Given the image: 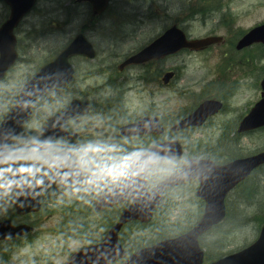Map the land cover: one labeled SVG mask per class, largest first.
Listing matches in <instances>:
<instances>
[{
    "label": "flooded vegetation",
    "instance_id": "obj_1",
    "mask_svg": "<svg viewBox=\"0 0 264 264\" xmlns=\"http://www.w3.org/2000/svg\"><path fill=\"white\" fill-rule=\"evenodd\" d=\"M40 1L37 0L18 30L33 14L36 13V16H40L42 12L39 9ZM211 1L213 0H207V3L202 2L204 6L199 7L201 4L198 0L199 9L219 6L218 0ZM113 2L114 0L108 9L98 16L93 14V7L90 3L75 0L72 4L71 2L60 4V7L69 8L72 5L70 9H80L86 6L92 14V23L106 14ZM0 5L5 7L8 19L11 8L2 2ZM123 10L124 7L121 11ZM121 17L116 20L118 31L122 36L152 34L146 43L139 46L135 52L117 55L104 51L102 52L103 57H101L100 52L97 51L95 58L80 55L72 59L75 73L69 87L76 90V94L71 101L80 100L89 105L88 114L77 116L68 122L69 129L74 135L70 138L51 140L48 142L46 150H38L35 144L42 136V131H40L37 139L28 148L24 143L23 147L25 148L19 154L15 152L14 155L11 152V147L14 143L21 142L22 134L11 142L5 160L0 163V202L5 203L7 207L4 212L0 213V223L10 221L17 227H30V231L22 235L0 240V264H13V262H5V260L8 257L11 258L10 253L14 247L25 242L32 243L38 239L42 240V225L52 219L56 222L49 229V233L57 236L60 239L58 242L60 244L78 234L88 237V228L84 226V219L91 217H100L102 220L114 219L115 221L119 219L123 211L133 203V200L120 202L103 209H98L99 201L130 173L129 158L132 155L140 154L157 144L177 140L182 145L183 153L180 157L164 160L150 169L147 176V188L150 192L165 178L181 171L186 161L192 158L211 161L215 167L220 169L264 152V145L260 146L257 144L258 140H254H264V109L261 111L263 116L252 118L254 108L262 101L264 95V41L259 40L245 47L238 46L246 35L254 29L264 26V18L247 29L235 28L232 20L230 23L226 20H216L214 28L210 31L201 36H194L186 26L187 24L178 21L168 25V20L145 18L142 15L134 20L124 19L123 14ZM116 20L114 21L116 22ZM126 23L134 27L131 33L125 30ZM156 26L158 28H154ZM172 26H178L189 40L221 37V42L209 45L199 51L184 49L174 55L166 53L159 59L152 58L136 63L129 61L154 40L165 34ZM203 26H207L206 19L203 20ZM261 38H264V35H261ZM219 48H223V50H219ZM181 56L201 59L199 60L200 65L198 64L195 71L187 66L190 74L187 75L186 81L182 77L181 66H168V62ZM98 77H101L102 81L94 84L92 81L99 79ZM172 101H176L175 105L168 107V103L170 104ZM183 101H185L184 105ZM204 104H209L204 110V114L198 117L194 123L181 126V123L194 115ZM93 116H96V120L98 118V123L96 120L95 124L92 123ZM83 120L85 121L81 124L80 122ZM142 122L144 124L140 125ZM132 124H139L137 132L134 134L125 133V128ZM76 125L78 129L74 128ZM89 134L97 135L92 136V139L99 140L96 137H104V139L92 147L93 151L85 153L81 149L88 145ZM100 134L102 135L99 136ZM106 139L108 140L106 141ZM117 139L133 141L136 145L132 153L128 155L127 163L125 161V165L121 168L123 175L119 176L115 182L112 176L105 173V169L110 170L116 167L118 160L123 157L120 151L125 152L126 150V148L121 147L120 149L117 146L115 143ZM53 145L56 148L51 154V169L47 174L30 178L26 166L28 160L32 156L34 159L41 157ZM97 148L100 151H95ZM64 151H68L69 155L65 153L60 157V161H71L69 174L74 179L62 180L43 187L38 196L39 210L20 213L16 207L19 190L14 185L15 177L21 178L25 186L43 181L56 170L58 154ZM98 154L100 156L106 154L113 160L105 164L95 162ZM172 164L174 166L168 170V165ZM206 166L213 167L210 164H206ZM82 175L87 176L88 180L83 181ZM191 184L196 186L195 197L198 198L197 190L200 182L196 179L166 189L163 202L154 212V218L166 210L164 203L169 193ZM263 185L264 163L256 167L248 177L240 181L228 193L225 201L227 215L247 220L253 218L259 210L258 214L262 217L263 226ZM26 191L28 192V190ZM199 200L203 204L204 211L205 201ZM230 203L234 207H230ZM33 205L35 203L24 201L23 208L26 209ZM231 208L234 210L233 213ZM251 213L254 214L250 215ZM261 228L254 241L258 239ZM105 233L100 235L97 240H102ZM123 234L124 230L120 233V241L129 255L134 250L143 247L128 249L123 241ZM158 241L147 244V246ZM88 242L84 246L94 243L93 239ZM73 252L70 250L65 252L67 258L61 264H66ZM125 260L119 259L111 264H124ZM211 261L205 255L204 264H210ZM47 262L51 264L52 260H47Z\"/></svg>",
    "mask_w": 264,
    "mask_h": 264
},
{
    "label": "rangeland",
    "instance_id": "obj_2",
    "mask_svg": "<svg viewBox=\"0 0 264 264\" xmlns=\"http://www.w3.org/2000/svg\"><path fill=\"white\" fill-rule=\"evenodd\" d=\"M74 1L41 0L39 9L42 12L40 16H36V13L33 14L19 28L17 34L21 59L8 77L0 84V122L13 107L26 81L44 63L52 60L77 33L85 31L100 52L101 57H103L102 52L104 51L110 54L116 53L117 55L135 52L139 46L146 43L152 33L149 35L143 34L142 36H134L132 34L130 37L121 35L118 31L116 19L122 18V14L123 18L127 20L138 19L142 15L145 18L168 20V25L178 21L185 25L187 24L186 26H188L194 36H201L210 31L214 28V21L216 20H226L228 23L232 20L235 28L247 29L264 18V0H218V7L208 9H199V7L204 6L202 2L207 3V0H199L201 4L199 7L198 0H114L110 10L104 16L97 18L95 22L91 23L92 14L86 6L74 11L73 16L66 9L68 7H60V4L67 2L72 4ZM123 7L124 10L121 11ZM7 15L5 7L0 5V25L7 19ZM204 19L207 21V26L205 27L203 26ZM154 28H158V26ZM88 29L90 30L86 31ZM132 29L134 27L126 23L125 30L131 33ZM219 50H223V48H219ZM199 60L201 59L198 57L181 56L168 62V66H181L182 77L186 81L187 75L190 74L187 66L195 71L198 64L200 65ZM98 78L100 80L96 79L92 82L94 84L100 83L102 78ZM75 91L73 88L68 87L55 91L43 99L37 106L31 123L21 137V142L14 143L11 147V152L15 155V152L19 154L22 149L28 148L39 136L45 120L50 115L64 108L76 94ZM175 103L176 101L168 103V107L175 105ZM184 104L185 101H183ZM95 120L96 116H93L91 119L93 124H95ZM84 121L80 123L82 124ZM97 121L98 118L96 123H98ZM81 124L78 125L81 126ZM74 128L78 129L77 125ZM88 136V145L93 147L104 139V137H96L99 140L92 139V136H97L94 134H89ZM254 140H258V145H264V140ZM24 143L26 144L25 147H23ZM115 143L120 149L121 147L126 148L125 152L120 151L123 157L117 163V166L122 168L125 165V161L127 163L128 155L132 153L136 143L120 139L115 140ZM55 148V145H53L41 157L34 159L32 156L28 160L26 166L28 167L30 178L47 174L51 169V154L55 151ZM112 160L113 158L106 156V154L101 156L98 154L95 158V162L104 164ZM173 166V164L168 165V170ZM118 179L119 177L114 178V181L116 182ZM195 190L196 186L191 184L169 193L164 203L166 210L162 209L163 212L155 217L150 224L145 226L138 224L129 225L123 234V241L127 248L134 249L138 246L151 244L171 235H180L190 229L200 219L203 211V204L195 197ZM230 207H234L232 203H230ZM6 209L5 203L0 202V213ZM231 211L232 213L234 212L233 208H231ZM258 213H260L259 210H257ZM253 214L251 213L250 215ZM257 214L247 220L230 216L217 231L206 234L202 243L207 246L208 251L212 255H217L212 259H218L253 242L262 226V217ZM113 220H102L100 217L84 219V226L88 228V237L78 234L76 237L60 244L58 243L60 239L49 233V229L56 222V220L52 219L42 225V240L38 239L32 243L25 242L18 247H14L10 253L12 255L11 258L8 257L5 262H13V264L14 262L15 264H48L47 260H52L51 264H61L67 258L64 254L65 252H69V250L73 252L84 246L87 241L99 239L100 235L105 233L107 228L114 223Z\"/></svg>",
    "mask_w": 264,
    "mask_h": 264
},
{
    "label": "water",
    "instance_id": "obj_3",
    "mask_svg": "<svg viewBox=\"0 0 264 264\" xmlns=\"http://www.w3.org/2000/svg\"><path fill=\"white\" fill-rule=\"evenodd\" d=\"M4 1L11 5L12 15L0 28V81L18 59L16 51L17 39L14 35V29L35 2V0ZM86 1L94 4L95 13H101L106 9L110 0ZM261 35H264V27L257 28L247 35L240 42L239 47L250 45L259 40L264 41ZM219 40L218 38H208L189 42L181 30L173 27L150 47L137 57H134L132 61L150 57L158 58L159 53L171 54L187 46L193 49H201ZM94 52L95 49L92 44L83 35H79L54 61L43 66L28 81L20 92L15 106L0 124V161L6 155L9 141L19 135L30 120L36 101L49 91L70 83L73 77V69L69 59L76 54L94 57ZM263 106L264 99L254 110L253 118L263 116L259 113ZM84 108L85 105L83 103L74 102L64 111L49 118L43 129V138L37 143V147L45 148L49 139L68 136L67 120L75 115L84 113L86 111ZM205 108L206 105L202 106L195 115L186 119L181 126L194 123L198 117L204 114ZM181 155L182 147L179 142L170 141L158 144L140 155L132 157L130 161L132 166L131 173L118 187L106 195L101 204L110 205L128 198H133L134 204L124 211L119 222L110 229L101 244L78 250L72 255L67 264H111L113 261L125 257L126 251L118 241V233L122 226L133 220H140L144 223L149 222L152 219L155 208L163 199L164 191L192 179L200 180L201 185L197 195L207 203L205 214L201 221L190 232L180 237L166 239L153 246L136 251L124 264H202L204 253L199 246V237L224 218V199L226 194L239 181L247 177L255 167L264 163V153L220 169L215 167L213 163L210 164V161L190 159L185 163L182 171L168 177L149 193L146 189V177L150 168L163 160L176 158ZM206 164H210L213 167H207ZM62 169L63 167L58 166L53 176L31 187L33 189L32 193L35 194L36 191V195H34L35 205L38 204V194L44 185L63 179L62 174L64 171ZM21 201L22 198L18 197L17 204L20 205ZM36 209H38V206H35L34 210ZM25 211L31 210L27 209ZM2 226L3 224L0 225V238L4 237L8 230V228ZM21 228H12L13 234L21 233ZM212 264H264V228L259 239L252 246Z\"/></svg>",
    "mask_w": 264,
    "mask_h": 264
},
{
    "label": "snow or ice",
    "instance_id": "obj_4",
    "mask_svg": "<svg viewBox=\"0 0 264 264\" xmlns=\"http://www.w3.org/2000/svg\"><path fill=\"white\" fill-rule=\"evenodd\" d=\"M90 151H93V149H91ZM95 151H100V149H95ZM87 153V152H85ZM105 173L107 175L112 176L113 178H118L119 176L123 175V171L121 170V166H116L113 169H105Z\"/></svg>",
    "mask_w": 264,
    "mask_h": 264
},
{
    "label": "clouds",
    "instance_id": "obj_5",
    "mask_svg": "<svg viewBox=\"0 0 264 264\" xmlns=\"http://www.w3.org/2000/svg\"><path fill=\"white\" fill-rule=\"evenodd\" d=\"M93 146L91 145H87L85 146L83 149H81V151H84V152H89L91 149H92Z\"/></svg>",
    "mask_w": 264,
    "mask_h": 264
}]
</instances>
